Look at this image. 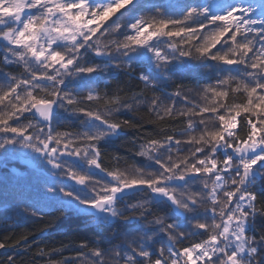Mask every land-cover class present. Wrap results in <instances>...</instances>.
I'll list each match as a JSON object with an SVG mask.
<instances>
[{"label": "snow or ice", "instance_id": "snow-or-ice-1", "mask_svg": "<svg viewBox=\"0 0 264 264\" xmlns=\"http://www.w3.org/2000/svg\"><path fill=\"white\" fill-rule=\"evenodd\" d=\"M200 69L204 103L184 83ZM119 72L141 85L130 99L101 87ZM125 129L147 164L105 163ZM28 153L39 167L18 219L53 208L114 230L110 247L30 259L264 264V0H0V160ZM16 249L32 251L28 235L0 240V264H26Z\"/></svg>", "mask_w": 264, "mask_h": 264}, {"label": "trees", "instance_id": "trees-1", "mask_svg": "<svg viewBox=\"0 0 264 264\" xmlns=\"http://www.w3.org/2000/svg\"><path fill=\"white\" fill-rule=\"evenodd\" d=\"M11 67V66H10ZM12 71H16L15 68H11ZM113 75H118V79H112ZM210 70L200 69L198 72L191 73L189 78L184 81L188 89L187 95L191 100L198 103H204L200 94L195 91L198 84L203 85L209 81ZM110 82V86L114 89L119 85L126 90L130 89L128 98H131L132 93H138L141 85L135 80H129L125 72L117 73H105L103 79L100 81L101 87ZM167 92H171L172 88L165 89ZM178 103H182L179 102ZM142 107V105H141ZM121 119H133L141 120L145 126L151 131L153 125L148 124L147 114L143 111L128 112L125 111L120 114ZM211 126V122H210ZM60 130H64L63 127ZM139 134L134 129H125L122 135L118 138H114L112 141L106 142L103 148L105 155V163L110 164L111 156H119L120 166L125 167L127 165L136 164L142 166L148 162L144 158L135 154L139 144ZM12 169L19 171H26L27 168L23 167L18 161H12L9 166L2 167L0 162V175H6L13 177ZM17 176V175H16ZM15 177V175H14ZM18 179V178H17ZM4 176L0 177V240L5 237H11L13 239L19 238L21 235H28L29 242L31 243L32 251L26 252L16 249L13 253L17 256L18 262L23 259L26 264H35L36 261L39 264H47L46 258L35 257V260L30 259L34 256L35 251L38 248H44L50 250L52 248H64V255L74 256L79 251V244L81 242L96 241L102 243L105 246H111L113 241V229L108 227H98L92 223L89 218L78 216L68 213L57 212L53 208L47 209V215L43 220H35L33 218L18 219L15 212V205L19 200L25 196L22 194L23 188L19 184L7 185L4 184ZM20 179H18L19 181ZM21 181V180H20ZM1 184H4L3 186ZM12 209V210H9ZM118 242V241H117ZM191 240L185 241V243H191ZM6 253L0 251V258L5 257ZM55 259H60L58 255H54Z\"/></svg>", "mask_w": 264, "mask_h": 264}, {"label": "rangeland", "instance_id": "rangeland-1", "mask_svg": "<svg viewBox=\"0 0 264 264\" xmlns=\"http://www.w3.org/2000/svg\"><path fill=\"white\" fill-rule=\"evenodd\" d=\"M63 123V122H62ZM21 152H24L25 150H20ZM32 154L31 153H28L27 155H23L25 157H30ZM23 156H18L16 158H11V159H8V160H0L1 164H2V167H5V166H9L11 164V162L14 160V161H18L20 164H21V157ZM32 165H34L35 167H28L27 165H22L23 167H26L27 170L26 171H19V170H15L12 169L13 172V177H9V176H6L5 174L4 175H0V177H3L4 176V184H7V185H15V184H19L23 190H22V194H19V195H22L25 194L26 197L29 196L30 193H33V185L35 183V180L34 179H29L28 176L30 173H35L36 171V168L39 167V164L37 163L36 160H32ZM23 174V175H21ZM15 175V177H14ZM17 175V176H16ZM20 179L18 181V179ZM1 182V181H0ZM4 184H1L2 186ZM9 210H12V209H9Z\"/></svg>", "mask_w": 264, "mask_h": 264}, {"label": "water", "instance_id": "water-1", "mask_svg": "<svg viewBox=\"0 0 264 264\" xmlns=\"http://www.w3.org/2000/svg\"><path fill=\"white\" fill-rule=\"evenodd\" d=\"M28 158L29 157H25V156L21 157V164L22 165H27L28 167H30L29 164L26 162Z\"/></svg>", "mask_w": 264, "mask_h": 264}]
</instances>
